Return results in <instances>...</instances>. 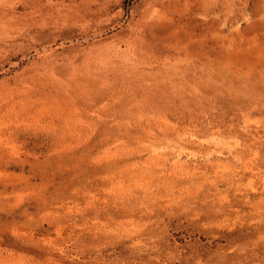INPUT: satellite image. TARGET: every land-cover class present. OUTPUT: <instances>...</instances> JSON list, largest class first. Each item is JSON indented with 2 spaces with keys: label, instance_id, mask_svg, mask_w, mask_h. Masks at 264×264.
I'll return each mask as SVG.
<instances>
[{
  "label": "rangeland",
  "instance_id": "1",
  "mask_svg": "<svg viewBox=\"0 0 264 264\" xmlns=\"http://www.w3.org/2000/svg\"><path fill=\"white\" fill-rule=\"evenodd\" d=\"M0 264H264V0H0Z\"/></svg>",
  "mask_w": 264,
  "mask_h": 264
},
{
  "label": "bare ground",
  "instance_id": "2",
  "mask_svg": "<svg viewBox=\"0 0 264 264\" xmlns=\"http://www.w3.org/2000/svg\"><path fill=\"white\" fill-rule=\"evenodd\" d=\"M130 35V34H129ZM131 36V35H130ZM126 38V37H125ZM121 39V38H120ZM129 44H131L130 43V40H129V37L128 38H126L123 42H121V43H117V44H115V45H113L112 46V50L114 51V52H125L126 51V49L129 47L128 45ZM122 45H124V46H122ZM124 47V48H123ZM129 50V49H128ZM123 52V53H124ZM134 52V51H133ZM132 53V52H131ZM120 54V53H119ZM135 55V54H134ZM116 60H117V58H116Z\"/></svg>",
  "mask_w": 264,
  "mask_h": 264
}]
</instances>
